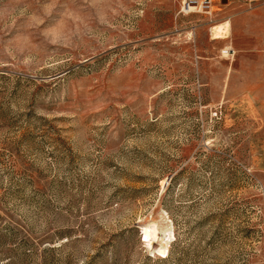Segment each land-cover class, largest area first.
I'll return each instance as SVG.
<instances>
[{
    "label": "rangeland",
    "instance_id": "374dc122",
    "mask_svg": "<svg viewBox=\"0 0 264 264\" xmlns=\"http://www.w3.org/2000/svg\"><path fill=\"white\" fill-rule=\"evenodd\" d=\"M184 1L0 0V264H264L260 50Z\"/></svg>",
    "mask_w": 264,
    "mask_h": 264
},
{
    "label": "crops",
    "instance_id": "0c3cea01",
    "mask_svg": "<svg viewBox=\"0 0 264 264\" xmlns=\"http://www.w3.org/2000/svg\"><path fill=\"white\" fill-rule=\"evenodd\" d=\"M227 1H229V0H226L225 2H227ZM230 1H232V0H230ZM231 3L232 2H229V4H231ZM255 3H257V4H255ZM233 5L234 6H232V8H231V5L229 6V8L232 9V13H230L232 18L230 19V21L228 20V21L222 23V24H228L229 25L228 29H227V34L225 36H222V37L228 36V33L230 32V26H231V36L233 38V41H237V40H239V38H242L243 41H245V42L248 40L247 42H249L250 47H255L256 49L260 50V57H259L260 92H264V0H236V1H234ZM256 5H258V6H256ZM253 6L255 8H253ZM243 7H245L246 9ZM256 12H258V13H256ZM254 14L256 17L259 16L260 19H258L256 21L246 19V17H248L249 15L253 16ZM245 20H246V22L248 21V23H245ZM240 27L241 28L245 27V28L241 29ZM248 27H250V28H248ZM251 27H254V29L256 27H258L259 31H257L256 29H255V31L254 30L251 31ZM242 30L244 31V35H240V32ZM257 32H259L258 41L256 40V37H258V36H256L254 34Z\"/></svg>",
    "mask_w": 264,
    "mask_h": 264
},
{
    "label": "built area",
    "instance_id": "2783aa9c",
    "mask_svg": "<svg viewBox=\"0 0 264 264\" xmlns=\"http://www.w3.org/2000/svg\"><path fill=\"white\" fill-rule=\"evenodd\" d=\"M193 0H185L184 1V4H183V11L185 12V13H189L190 11H191V9H192V6H191V3L190 2H192Z\"/></svg>",
    "mask_w": 264,
    "mask_h": 264
},
{
    "label": "water",
    "instance_id": "95a60500",
    "mask_svg": "<svg viewBox=\"0 0 264 264\" xmlns=\"http://www.w3.org/2000/svg\"><path fill=\"white\" fill-rule=\"evenodd\" d=\"M224 2L226 1V0H223Z\"/></svg>",
    "mask_w": 264,
    "mask_h": 264
}]
</instances>
